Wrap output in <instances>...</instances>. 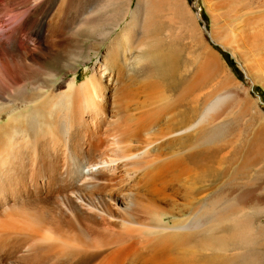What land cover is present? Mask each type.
<instances>
[{"label":"bare ground","instance_id":"obj_1","mask_svg":"<svg viewBox=\"0 0 264 264\" xmlns=\"http://www.w3.org/2000/svg\"><path fill=\"white\" fill-rule=\"evenodd\" d=\"M55 1L0 0V264L248 263L245 255L228 257L217 248L232 237L264 239V225L256 222L264 210V176H255L249 152L235 165L227 131L211 125L222 96L203 95L206 61L190 70L172 49L143 46L150 11L137 0L125 31L105 45L99 78L91 74L79 84L75 75L57 85L66 89L60 95L56 85L50 92L45 84L29 89L28 68L55 56L53 32L81 17L73 0L69 23L54 21ZM103 35L99 48L111 32ZM126 76L129 82L121 83ZM48 97L53 100L45 102ZM202 97L208 103L200 111ZM29 111L52 126L34 130ZM79 112L95 123L82 138L74 123L71 128ZM176 183L184 190L178 217L160 205Z\"/></svg>","mask_w":264,"mask_h":264},{"label":"rangeland","instance_id":"obj_2","mask_svg":"<svg viewBox=\"0 0 264 264\" xmlns=\"http://www.w3.org/2000/svg\"><path fill=\"white\" fill-rule=\"evenodd\" d=\"M72 1L73 0H64L63 2V0H56L53 10L54 12L52 13L57 12L58 14H53L52 19L54 21L62 19L66 24L67 21L69 23L70 18L67 20L66 18L68 16V9L70 10V8H72V5H70V2ZM76 1L79 2L76 9L78 11L77 16H81L78 17V19H80L74 26L69 25L62 27L60 31L53 32L54 39L56 40L55 56L53 54V56L49 57L51 60L48 58V62L39 67V69L36 66H33L34 68L32 66L28 68L27 71H33L30 72L31 74L29 73V81H27V79L24 82L29 89H33L32 86L35 85L38 86L45 84V87L50 92V85H52L51 87L55 85L57 86L61 83L66 85L75 75L78 77L77 82L79 84L83 83L87 77L91 76V74L95 75L96 73V78L97 75L99 78V73L97 71H99L98 66L101 65V57L104 55L105 45L111 40L114 41L113 39H116L119 35H122L123 30L125 31L126 23L130 19V12L134 8L137 0H112L115 1L112 3L110 0L109 5L112 6L107 5L108 9L106 6L104 9L102 7V4L104 5L106 0H90V3H88V0H83L84 2L86 1V3L82 0H74V3H76ZM142 3V6H146V8L148 7V10L150 11L148 14L149 17L147 18L149 19V22H147L146 25L148 27L145 32L142 30L144 36L142 42L143 46L150 48L152 46H158L159 43V46L161 44L159 49L162 47L161 50L163 49V51L172 49L180 59L183 57L181 61V65L183 64L182 68L185 66V63L190 70L194 69L196 65H199L203 60L204 62L206 61V71L209 70V73H207L209 79L205 76L206 80L204 83L205 86H209L203 90V93L205 91L203 95L205 96V94H207L206 96L209 97L208 92H210L211 96L215 94L213 96L214 98L217 94V96H222L224 98L221 97V106L219 105V109H216L218 115L215 113L217 118L210 121L211 125H223L222 128L227 132L224 131V133L226 132V136L224 133H221L222 136L224 135L226 137L224 138L226 141H229V144L231 143V140L232 143L234 142L229 145L230 147H228V150L232 147V150L235 148L236 153L233 158L235 165L241 163L242 158H244L243 156L249 152V154L253 155V157L252 155L251 157L255 159V176H264V144L261 149V142L264 140V0H143ZM86 6H89V10L91 8L93 12L91 10L89 11L90 13L86 12V10L88 11ZM84 7L86 10H84ZM80 10L81 12L79 13ZM54 15H57V17ZM7 17L8 16L4 19L5 21L8 20L6 22H9ZM82 21L85 22V27L83 26L84 23H82ZM109 32H111L109 39H107L105 44L99 48V43L102 42L105 36L103 34ZM100 38L102 40H100ZM159 39L161 40V43ZM133 59L134 58L130 59L128 62L131 63ZM185 59L187 61H185ZM50 75H52V78ZM43 76L47 78H44ZM40 77L44 78L45 83L40 82ZM128 78L129 77L127 76L124 77V79L122 78L121 83H128ZM53 79L56 81V84ZM102 80H104V83L100 82L101 86L106 85L109 87L106 84L107 79L103 78ZM56 86L54 87V95L62 94L65 87H59L60 85ZM104 88L105 86L103 87L102 92L107 96V91ZM64 91H66V89ZM139 93L140 95L138 94L136 97L140 98L143 93ZM211 96V99L208 97V99L202 97V103L198 104L200 106V111L203 102H205L204 100L207 99L209 102V100H212L213 98ZM139 98H137V100ZM44 99L45 102L53 100L51 97ZM131 100L129 99V102H131ZM141 100L142 98L139 99V101ZM65 103L64 100H61L64 114L68 111L67 104ZM204 107L205 106H203V108ZM80 113L81 112H79V118H81V116L84 117L85 119H82H84L83 121L86 123L83 122L82 119L77 118V114V119L75 118V120H78L79 122L72 121L71 128L72 126L75 127L72 125L74 123L76 125V128H73L74 131L72 130L74 135L77 133V135L79 134L77 137L82 138L81 135L84 136L86 133L87 135L89 134L88 130L95 129V123L93 122L94 118L91 117L93 115L90 116L89 113H86V115L83 116V114L80 115ZM30 115V111L26 113V117L29 119L28 125L34 130H38L41 126L44 128H50L53 124L51 121L41 123L33 120ZM67 117L70 118L69 115ZM67 117H64L63 119H66ZM6 120L7 115L4 118V121ZM64 122L65 121L63 120L62 126H64ZM224 123H226V127L224 126ZM83 125H89L90 127L88 126L87 128ZM91 130L89 132H91ZM75 131H78L79 133H75ZM222 131L223 129L221 132ZM187 134L184 135L186 136ZM182 135L183 134L180 136L178 135V137L180 138ZM174 137L172 138L177 139ZM181 138H183V136ZM225 139H223V141H225ZM254 140L255 146L260 144V149L258 151L255 150L258 148L255 146L253 147V145L251 146V144H253L252 141ZM250 147L251 152L249 149ZM252 149L257 153L254 151V154ZM185 182L186 181H182V183L179 182L178 184L182 185L183 188L186 186L185 184L188 185V183ZM178 184L176 183L172 191H166L168 193L166 194L170 199L168 198L166 201L160 203L164 209H173L175 216L178 215L176 211V202H179L177 203L179 205L183 202L184 197L182 195L184 194V190H182L181 186L179 187ZM261 211V213L258 212L259 215L257 214L256 216V222L264 225V210ZM153 218L156 219L155 222L158 221L157 216ZM166 221H171V217L166 218ZM262 240L264 241V239L258 237L253 240V243H251V247L255 250V254L247 264H264V242ZM227 241L228 240L221 241V243H223L219 244L220 248H232L231 241Z\"/></svg>","mask_w":264,"mask_h":264},{"label":"crops","instance_id":"obj_3","mask_svg":"<svg viewBox=\"0 0 264 264\" xmlns=\"http://www.w3.org/2000/svg\"><path fill=\"white\" fill-rule=\"evenodd\" d=\"M230 241L232 248L229 249L228 247L227 249L226 248L223 249L220 248V246H218L217 250L224 252L228 257H236V256L241 257L242 255H245L244 259H249L251 261V259L254 257L255 254V250L251 247L252 245L251 243H241L239 236L237 238L232 237ZM240 251L244 253L241 254Z\"/></svg>","mask_w":264,"mask_h":264}]
</instances>
